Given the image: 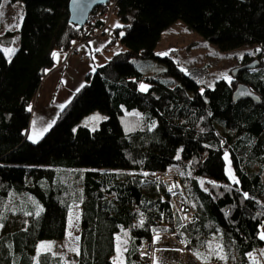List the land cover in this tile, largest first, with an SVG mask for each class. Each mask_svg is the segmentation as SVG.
<instances>
[{
  "label": "trees",
  "instance_id": "1",
  "mask_svg": "<svg viewBox=\"0 0 264 264\" xmlns=\"http://www.w3.org/2000/svg\"><path fill=\"white\" fill-rule=\"evenodd\" d=\"M11 1L23 3V18L18 50L8 61L0 49V264H65L35 247L65 237L72 204L81 209L77 264H114L120 228L131 235L125 264H144L142 242L181 224L166 201L165 176L179 181L196 212L177 236L200 263L261 264L251 258H264V0H111L95 8L113 6L120 24L104 31L123 49L86 76L34 143L31 109L53 53L104 27L101 18L69 24V0ZM178 20L223 52L257 46L233 67L258 66L236 76L228 69V79L202 87L198 72L156 56L161 33ZM134 59L165 61L175 85L143 77ZM240 83L258 103L233 99ZM94 111L106 119L94 130L81 126ZM225 157L239 183L227 176Z\"/></svg>",
  "mask_w": 264,
  "mask_h": 264
},
{
  "label": "rangeland",
  "instance_id": "2",
  "mask_svg": "<svg viewBox=\"0 0 264 264\" xmlns=\"http://www.w3.org/2000/svg\"><path fill=\"white\" fill-rule=\"evenodd\" d=\"M108 4L106 6H108ZM96 13H91L92 15H89V20L93 18ZM102 16L106 17L104 19L108 24L106 28L110 27V31L120 24L119 18L116 12H113L112 6L108 7ZM22 18V2L0 0V36H2L0 38V49L3 51L8 61L12 58L20 45L19 30ZM104 28L101 30L94 29L93 32L95 35L93 34L94 37H92V39L103 38L102 40H107V43H109L113 39V34L104 31ZM7 32L12 33L9 37L10 43H7V38L4 37ZM84 42L85 41L77 42L67 51V54L71 55L72 49L82 46ZM5 49H14L15 51L13 54L9 55ZM121 49H123V45L118 42L117 46L113 45V48H111L110 55ZM258 51L257 46L245 45L231 51L223 52L209 41L197 35L181 20L176 21L163 30L159 44L155 49L158 58L164 59L166 57H171L184 72H198L199 75L194 78L197 79L202 87L209 88L213 87L214 82L219 78L227 77L226 79H228L230 72H232L230 71L229 74H227L228 69L237 68L233 66L238 64L245 55ZM75 55H78V53ZM132 62L139 72L142 73L143 77L158 76L162 83L171 86L175 85V83L172 82L173 79L164 73L168 67L165 61L159 59H134ZM141 85H145L146 90H141ZM148 87L149 84L146 80L139 85V89L142 92L147 91ZM104 119H106V116L103 113L94 111L83 117L79 124L94 130ZM225 161V172L230 180H233L232 176L235 177V175L231 162L228 157H225ZM161 180L165 182L166 189L169 191L172 179L166 177ZM174 186L181 187V184L174 182ZM174 208L176 207L174 206L173 209ZM80 212V206L78 204H72L69 211L65 237L61 240H42L37 242L35 247L36 254L43 251H50L55 254H60L65 264H77L74 255L78 252L79 248ZM156 235L157 236L151 241L152 253L150 254V259L148 258L150 264H202L189 252V249H187L188 244L185 241H177L170 233ZM114 242L115 251L111 257V261L114 264H125L127 262V250L131 245V235L129 231L120 228L114 235ZM42 245H44V247H41ZM144 248L149 249V246ZM251 259V262H256L258 260L261 261V264H264L262 255L254 254ZM207 264L215 263L212 262Z\"/></svg>",
  "mask_w": 264,
  "mask_h": 264
},
{
  "label": "crops",
  "instance_id": "3",
  "mask_svg": "<svg viewBox=\"0 0 264 264\" xmlns=\"http://www.w3.org/2000/svg\"><path fill=\"white\" fill-rule=\"evenodd\" d=\"M102 39L84 42L78 47V55L54 52L58 54L53 55L54 67L44 77L32 105L27 134L30 142L38 141L48 131L73 94L85 84L86 76L111 57V48L118 41L110 44Z\"/></svg>",
  "mask_w": 264,
  "mask_h": 264
},
{
  "label": "built area",
  "instance_id": "4",
  "mask_svg": "<svg viewBox=\"0 0 264 264\" xmlns=\"http://www.w3.org/2000/svg\"><path fill=\"white\" fill-rule=\"evenodd\" d=\"M113 8V6H112ZM104 12H101V11H98L94 16L93 18H91L90 20L88 19V23L90 25H94L96 23V21H98V18H101V21L103 22V27L105 26H108V24L106 23V21L104 20L106 17L105 16H102L104 15ZM92 14H90L91 16ZM104 28V29H105ZM102 28H100L101 30ZM94 29H92V35L94 34L93 32ZM95 35V34H94ZM93 35V36H94ZM78 47H74V49H72L71 51V55L73 54H77L78 53ZM162 178H166L165 177H162ZM174 182H177L179 183L178 180H173L171 181V187H170V190L168 192V198H167V202L170 204V206L173 208L174 206L176 208H174V212L177 214V218L178 220H180V227H178L177 229H175L172 233L173 238H176L177 241H180L177 234L178 232H180L183 227H186L188 225H191L193 224L195 221H196V212L193 211L190 207V204L188 202V199H187V196H186V193L184 191L183 188H181L180 186H174ZM161 184V183H160ZM162 184H164V186L166 187L165 185V182L162 181ZM157 235H153L152 238L150 240H144L141 244V246L139 247L138 249V256L140 258V260L144 263V264H150L148 261L150 259V254L152 253V243L151 241L153 240V238H155ZM149 246V249H145L144 247H147ZM187 249H189V246L187 245ZM149 258V259H148Z\"/></svg>",
  "mask_w": 264,
  "mask_h": 264
},
{
  "label": "water",
  "instance_id": "5",
  "mask_svg": "<svg viewBox=\"0 0 264 264\" xmlns=\"http://www.w3.org/2000/svg\"><path fill=\"white\" fill-rule=\"evenodd\" d=\"M111 0H69L68 4V22L73 27L83 28L88 22L89 15L93 10L100 6H106ZM264 51V47H263ZM258 66L257 60H253L246 65L235 68L232 75L236 76L239 71L244 68H255ZM233 99L235 101L250 99L258 103L259 98L250 91L246 84L240 83L236 86L233 92Z\"/></svg>",
  "mask_w": 264,
  "mask_h": 264
},
{
  "label": "snow or ice",
  "instance_id": "6",
  "mask_svg": "<svg viewBox=\"0 0 264 264\" xmlns=\"http://www.w3.org/2000/svg\"><path fill=\"white\" fill-rule=\"evenodd\" d=\"M119 26V25H118ZM5 51L11 55L14 53V49H5ZM54 56L58 55L57 53H53ZM227 78V77H226ZM141 90H146V86L145 85H141ZM30 110V109H29ZM232 179L236 182L239 183V181H236V178L234 176H232ZM247 195V194H245ZM261 239H264V234L261 235ZM41 247H44V245H42ZM50 247V246H49ZM223 258V257H222Z\"/></svg>",
  "mask_w": 264,
  "mask_h": 264
}]
</instances>
